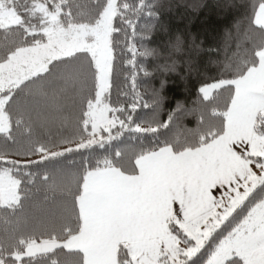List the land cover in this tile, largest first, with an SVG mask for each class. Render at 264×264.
Here are the masks:
<instances>
[{
	"label": "snow or ice",
	"instance_id": "snow-or-ice-1",
	"mask_svg": "<svg viewBox=\"0 0 264 264\" xmlns=\"http://www.w3.org/2000/svg\"><path fill=\"white\" fill-rule=\"evenodd\" d=\"M0 264H264V0H0Z\"/></svg>",
	"mask_w": 264,
	"mask_h": 264
}]
</instances>
